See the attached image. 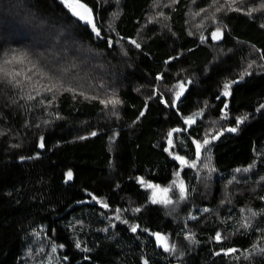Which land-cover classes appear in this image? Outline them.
I'll return each instance as SVG.
<instances>
[{
	"label": "trees",
	"instance_id": "trees-1",
	"mask_svg": "<svg viewBox=\"0 0 264 264\" xmlns=\"http://www.w3.org/2000/svg\"><path fill=\"white\" fill-rule=\"evenodd\" d=\"M82 1L0 0V264H264V0Z\"/></svg>",
	"mask_w": 264,
	"mask_h": 264
},
{
	"label": "snow or ice",
	"instance_id": "snow-or-ice-1",
	"mask_svg": "<svg viewBox=\"0 0 264 264\" xmlns=\"http://www.w3.org/2000/svg\"><path fill=\"white\" fill-rule=\"evenodd\" d=\"M60 2L64 5V7L66 9H68V11L75 17H77L78 19L82 20V21H85V22H89L91 23L92 22V9L89 8L86 4L82 3L81 0H60ZM235 0H228V3L231 4V3H234ZM237 11H239L240 9H235ZM217 11H220V9L218 8ZM92 27L95 28V24L93 23L92 24ZM98 34V32H97ZM213 37L214 38H219L217 33H213ZM133 43H135V41H133ZM137 47H139V45H137ZM13 59H17L16 56H13ZM20 60L22 61L23 60V57H20ZM10 61H5V63H9ZM9 75H12L11 73H9ZM17 83H19V81H17ZM182 87V86H181ZM229 87L228 84H225V89H227ZM47 91H51V89H46ZM71 91V89H69ZM225 95H228V92L225 91ZM31 98V97H29ZM112 103V104H115V103H118V101L116 100H112V101H102V103ZM243 119V118H241ZM189 121H191V117L188 118ZM236 129L233 128L231 129V131H235ZM173 131H180L179 129H173ZM92 135H95V133H92ZM169 135H171V133H169ZM205 143H207V141H205ZM40 147H43V143L40 144ZM178 159H181L183 161V158L182 157H178ZM68 178L71 179L72 177V173L69 171L68 172ZM149 187H154L153 185H149ZM164 192H167L168 189H164L163 190ZM168 203H170L171 201H166ZM105 207H107V205H105ZM133 231H135L136 229L133 228L132 229ZM158 236V238L161 240V242L163 243L165 238L164 237H160L159 234H156ZM216 239L217 240H220L221 237L219 234H217L216 236ZM53 251H55V249L53 248ZM236 251L235 249H228V252H234ZM145 264H147V261H145Z\"/></svg>",
	"mask_w": 264,
	"mask_h": 264
},
{
	"label": "rangeland",
	"instance_id": "rangeland-1",
	"mask_svg": "<svg viewBox=\"0 0 264 264\" xmlns=\"http://www.w3.org/2000/svg\"><path fill=\"white\" fill-rule=\"evenodd\" d=\"M215 33H217V35H218V37H221L222 36V32L221 31H217V32H215ZM163 101H165V99H163ZM154 186V185H153ZM152 189V188H151ZM164 189H162L161 187H153V189H152V196H153V198L154 197H156V196H159V195H161V194H166V192H164L163 191ZM160 237H164L165 238V240H164V242L162 243L161 242V240L160 239H158L159 240V242L161 243V245H163L164 247H166V249L168 250V251H170V249L173 247V245H174V242H175V237L174 236H172V235H169V234H160Z\"/></svg>",
	"mask_w": 264,
	"mask_h": 264
},
{
	"label": "water",
	"instance_id": "water-1",
	"mask_svg": "<svg viewBox=\"0 0 264 264\" xmlns=\"http://www.w3.org/2000/svg\"><path fill=\"white\" fill-rule=\"evenodd\" d=\"M81 2L82 3H84V4H86L84 1H82L81 0ZM87 5V4H86ZM88 6V5H87ZM89 7V6H88ZM90 8V7H89ZM83 22H85V21H83ZM86 24H88V25H90L91 27H92V24L94 23L95 24V28H93V30H94V32L95 33H100L101 32V29H100V27H99V25H98V22H97V16H96V14H95V12L92 10V22L91 23H89V22H85ZM172 136H173V132H171V135H170V138H169V142L172 140ZM216 139H217V137H216ZM156 234H159L160 235V233L158 232V233H156ZM155 237L156 238H158V236L157 235H155Z\"/></svg>",
	"mask_w": 264,
	"mask_h": 264
}]
</instances>
